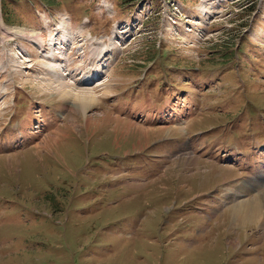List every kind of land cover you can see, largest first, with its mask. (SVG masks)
<instances>
[{
	"label": "rangeland",
	"instance_id": "374dc122",
	"mask_svg": "<svg viewBox=\"0 0 264 264\" xmlns=\"http://www.w3.org/2000/svg\"><path fill=\"white\" fill-rule=\"evenodd\" d=\"M260 151L264 0H0V264H264Z\"/></svg>",
	"mask_w": 264,
	"mask_h": 264
},
{
	"label": "bare ground",
	"instance_id": "6f19581e",
	"mask_svg": "<svg viewBox=\"0 0 264 264\" xmlns=\"http://www.w3.org/2000/svg\"><path fill=\"white\" fill-rule=\"evenodd\" d=\"M10 32L15 33L16 35H20V34H23L24 32H27V31L17 28V29L10 31ZM110 48H111V46H110ZM87 77L91 78V79H88L85 81L88 84L94 80V78H92L93 76L92 77L87 76ZM75 95H76V93H75ZM89 96L90 95H82V96L79 95L78 102L76 103L78 105V108H79V106H80V108H84V109L88 108V104L91 100V97H89ZM20 131H27V130L22 129ZM29 137L30 136H28L26 138L28 139ZM35 146H37V144ZM263 205H264V203L262 201H259L258 198L257 199L256 198L255 199H249L247 202L234 203V205H233L234 215H236L237 217L253 218V219H257V217L259 219L260 217H262L264 219Z\"/></svg>",
	"mask_w": 264,
	"mask_h": 264
},
{
	"label": "trees",
	"instance_id": "16d2710c",
	"mask_svg": "<svg viewBox=\"0 0 264 264\" xmlns=\"http://www.w3.org/2000/svg\"><path fill=\"white\" fill-rule=\"evenodd\" d=\"M217 55H218V53H215V52H214V54H213V57H214V58L211 59V60H215Z\"/></svg>",
	"mask_w": 264,
	"mask_h": 264
}]
</instances>
